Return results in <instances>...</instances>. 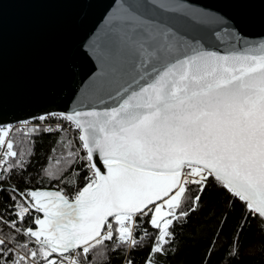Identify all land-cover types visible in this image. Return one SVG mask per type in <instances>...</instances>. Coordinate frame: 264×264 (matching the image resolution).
I'll return each instance as SVG.
<instances>
[{
	"label": "snow or ice",
	"instance_id": "snow-or-ice-1",
	"mask_svg": "<svg viewBox=\"0 0 264 264\" xmlns=\"http://www.w3.org/2000/svg\"><path fill=\"white\" fill-rule=\"evenodd\" d=\"M189 12L179 0H124L113 17L115 106L59 114L78 132L84 155L68 151L66 159L84 162L86 182L74 196L13 188V218L0 213V264H86L93 250L104 255L106 242L134 249L144 218L158 233L151 253L165 254L174 221L189 215L183 205L195 211L212 183L264 232V40L250 44L227 28L187 38L170 14ZM215 41L235 43L225 52L206 47ZM11 131L0 128V181L30 154L14 150Z\"/></svg>",
	"mask_w": 264,
	"mask_h": 264
},
{
	"label": "water",
	"instance_id": "water-1",
	"mask_svg": "<svg viewBox=\"0 0 264 264\" xmlns=\"http://www.w3.org/2000/svg\"><path fill=\"white\" fill-rule=\"evenodd\" d=\"M124 0H0V127L53 113L115 106L109 94L114 14ZM187 38L238 29L264 40V0H179ZM235 41L208 45L229 51ZM239 47V46H238ZM128 79L124 76L121 83ZM101 101H105L102 103Z\"/></svg>",
	"mask_w": 264,
	"mask_h": 264
},
{
	"label": "trees",
	"instance_id": "trees-1",
	"mask_svg": "<svg viewBox=\"0 0 264 264\" xmlns=\"http://www.w3.org/2000/svg\"><path fill=\"white\" fill-rule=\"evenodd\" d=\"M52 120L57 122L56 126H53V123H45L30 124L27 127L18 125L12 128L14 150L30 154L24 157L26 165L23 170L14 169L6 174L5 180L0 181V188L8 190L0 191V213H4L7 219L13 218L8 214L11 212L8 206L14 203L10 199L13 188L20 192L63 190L69 196H74L86 182L84 176L87 170L83 167L84 162L77 160L75 163H69L66 159L68 151H80L77 130L67 129V121L62 120L59 115ZM58 125L63 131H43L44 128H56ZM31 127L41 130L25 136L24 132ZM18 129L23 131H17ZM68 140L72 141L71 148L65 146ZM80 155L83 156L84 152L80 151ZM57 160H60L59 165L56 164ZM48 171L61 178L50 179ZM195 194L194 191L191 192L192 196ZM183 208L189 210V215L174 221L170 229L172 237L165 245V254L151 253L158 233L148 223V218H144L138 220L136 236L137 239L144 238L136 248L117 249L112 242H106L108 247L103 250L104 255H97V250H93L86 264H128L129 260L132 264H148L149 258L153 259L155 264H264V232L258 227V220L250 217L244 205L233 200L222 187L212 183L195 211H190V201L184 204ZM5 209H8V212H5ZM23 227L34 225L25 222ZM145 229L148 232L146 237ZM4 231L8 229L4 228ZM18 238L22 242L25 240L23 236ZM233 251L237 254L232 255Z\"/></svg>",
	"mask_w": 264,
	"mask_h": 264
},
{
	"label": "built area",
	"instance_id": "built-area-1",
	"mask_svg": "<svg viewBox=\"0 0 264 264\" xmlns=\"http://www.w3.org/2000/svg\"><path fill=\"white\" fill-rule=\"evenodd\" d=\"M55 114H57V115H55V116H53V117H57V116L59 115V113H55ZM41 116H45V117H47V118H46L45 120H40L39 117H41ZM41 116H39V117H37V118H34V119H30V120H28V121L21 122L20 124H17V125H15V126H18V125H24V126H25V124L30 125V124H45V123H50V124L53 123V126H56V125H57V122H54V121L52 120V118H53L52 115L48 114V115H41ZM15 126H7V127H0V128H11V129H12V128H14ZM65 126L67 127V129L72 128V127H70L69 122L65 123ZM73 129H74V128H73ZM8 138L11 139V132H10ZM1 172H2V170H0V173H1Z\"/></svg>",
	"mask_w": 264,
	"mask_h": 264
}]
</instances>
